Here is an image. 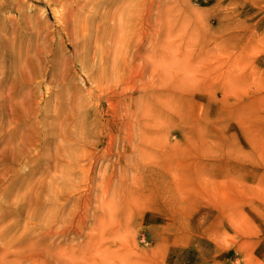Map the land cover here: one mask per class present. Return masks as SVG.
Returning <instances> with one entry per match:
<instances>
[{
    "label": "rangeland",
    "instance_id": "1",
    "mask_svg": "<svg viewBox=\"0 0 264 264\" xmlns=\"http://www.w3.org/2000/svg\"><path fill=\"white\" fill-rule=\"evenodd\" d=\"M0 264H264V0H0Z\"/></svg>",
    "mask_w": 264,
    "mask_h": 264
},
{
    "label": "bare ground",
    "instance_id": "2",
    "mask_svg": "<svg viewBox=\"0 0 264 264\" xmlns=\"http://www.w3.org/2000/svg\"><path fill=\"white\" fill-rule=\"evenodd\" d=\"M135 73V72H134ZM138 73V72H137ZM142 76V75H141ZM107 79V78H106ZM107 84V83H106ZM108 85H110V82H109V84ZM105 86V87H109V86ZM116 84H114V86H115ZM111 86V85H110ZM102 87L103 86H99V89H102ZM119 87V86H118ZM126 87V86H125ZM107 88L105 89L106 91H108L107 90ZM104 89V88H103ZM102 89V90H103ZM110 89V88H109ZM113 90V89H112ZM112 90H110L111 92H112ZM130 90V89H129ZM102 93V91L99 93V94H101ZM108 93H110V92H108ZM107 92L105 93V95L106 94H108ZM91 94H92V92H91ZM91 94H90V96H91ZM97 95V94H96ZM104 95V94H103ZM109 96V95H108ZM98 97V96H97ZM105 97V96H104ZM104 97H103V99H104ZM111 97V96H110ZM95 98V97H94ZM97 101V100H96ZM107 103H108V101H107ZM111 103L112 102H110V105H111ZM99 104V103H98ZM109 104V103H108ZM114 105V104H113ZM146 105V104H145ZM96 106V105H95ZM97 108V107H96ZM98 109V108H97ZM106 109V108H105ZM145 111H146V109H145ZM144 113V112H143ZM93 114H94V112H93ZM113 114V113H112ZM109 115L110 116H112L111 115V113L109 112ZM114 116H116V115H114ZM132 116V115H131ZM133 116H134V114H133ZM106 117V116H105ZM123 118H124V116H122ZM87 119L89 118V117H86ZM125 118H126V116H125ZM132 118V117H131ZM95 119H96V121H98V122H96V123H94V122H91L90 123V129H89V131L87 132L86 130H84L83 131V133H82V138L80 139L81 140V142L88 148V147H91V148H95V146H100L101 144H102V142L100 141L99 142V140L98 139H101L100 138V131H101V129L103 128L102 126L103 125H105L104 123H102V124H100V126L102 127L101 129L99 128V123L102 121V120H104V115H101L100 116V118H98V116H95ZM98 119V120H97ZM86 120V119H85ZM132 121V120H131ZM84 122V121H83ZM85 123V122H84ZM107 124V123H106ZM98 125V126H97ZM82 127H83V125H82ZM129 127V126H128ZM83 128H85V126L83 127ZM130 128V127H129ZM105 129V128H104ZM103 129V130H104ZM102 130V131H103ZM130 131V129H128V132ZM86 132V133H85ZM104 132V131H103ZM120 132V131H119ZM104 134V133H103ZM106 134V133H105ZM108 135V134H107ZM106 135V136H107ZM141 136L142 137H140L141 138V140L140 141H143V139H145L147 136H148V134H147V132H145L144 133V135H142L141 134ZM102 137V136H101ZM109 137V136H108ZM126 137V136H125ZM132 137V136H131ZM130 137V132H129V138H131ZM67 138H69L70 139V136L68 137V135H67ZM126 139V138H125ZM96 140H98V141H96ZM108 140V142H107V145H108V148H112V147H114L115 146V142H116V135H110V137H109V139H107ZM129 140V139H128ZM128 140H125L124 142H127ZM131 140H132V138H131ZM130 140V141H131ZM130 141L128 142L129 144L128 145H130V147H132V144L130 143ZM106 145V146H107ZM137 147V146H136ZM105 148H107V147H104V150H105ZM133 148H134V146H133ZM140 148V147H139ZM92 150H94V149H92ZM112 151V150H111ZM133 151V150H132ZM91 152V151H90ZM89 152V153H90ZM93 152V151H92ZM106 152V151H105ZM109 152V151H108ZM141 152H142V150H141ZM112 153V152H111ZM96 154V153H95ZM137 154H139V153H137ZM112 155V154H111ZM122 155V154H121ZM93 156H94V154H93ZM92 156V157H93ZM146 157H147V155H145ZM91 157V158H92ZM105 157V156H104ZM150 157V156H149ZM148 157V158H149ZM125 158L126 159H128V157L127 156H125ZM147 162H148V160H146ZM93 163V162H92ZM92 167H93V165H92ZM126 174V173H125ZM105 175V174H104ZM102 178H103V176H102ZM120 178H122V176L120 177ZM136 179V178H135ZM135 179H134V181H135ZM138 179V178H137ZM108 180H110V179H108ZM123 180V179H122ZM121 180V181H122ZM126 180V179H125ZM102 181V180H101ZM106 181V180H105ZM137 181H139V180H137ZM111 182V181H110ZM119 182H120V179H119ZM102 184V183H101ZM119 184V183H118ZM123 184V183H122ZM131 184H133V182L131 183ZM120 185H121V183H120ZM133 186H134V184H133ZM136 186V185H135ZM101 187H103V186H101ZM107 187V186H106ZM105 187V188H106ZM109 187V186H108ZM137 187V186H136ZM113 188V187H112ZM169 188V187H168ZM102 189V188H101ZM103 190H106V189H103ZM102 190V191H103ZM109 190V189H108ZM118 190V189H117ZM163 190V189H162ZM104 193H105V191H103ZM109 192V191H108ZM108 192H106V193H108ZM111 192H114V189H113V191H111ZM111 192H110V194H111ZM165 192H167V191H165ZM164 192V193H165ZM105 193V194H106ZM115 193V192H114ZM114 193H112V194H114ZM163 193V192H162ZM109 194V193H108ZM111 194V195H112ZM118 194V196H120V193H117ZM122 194V193H121ZM132 196V195H131ZM124 197V196H123ZM110 198H113V197H109V199ZM132 198H133V196H132ZM102 199V198H101ZM120 199H121V197H120ZM119 199V200H120ZM131 199V198H130ZM111 200V199H110ZM132 200V199H131ZM135 200H136V198H135ZM126 202H127V200H125ZM134 201V200H133ZM145 201V200H144ZM107 202H108V199H107ZM129 202H130V200H129ZM140 202V201H139ZM139 202H136V203H139ZM111 203H112V201H111ZM143 203V202H142ZM108 205H111V207H113V205L115 206V202H114V204L112 205V204H108ZM135 205H137V204H134V208H137V206L135 207ZM133 206V205H132ZM139 206V205H138ZM144 206V205H143ZM109 207V206H108ZM141 208V207H140ZM112 209H114V208H112ZM112 209H110V210H112ZM115 210V209H114Z\"/></svg>",
    "mask_w": 264,
    "mask_h": 264
}]
</instances>
